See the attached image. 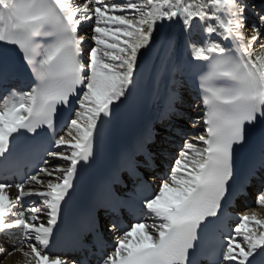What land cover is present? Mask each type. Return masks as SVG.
Wrapping results in <instances>:
<instances>
[{
    "label": "snow or ice",
    "instance_id": "obj_1",
    "mask_svg": "<svg viewBox=\"0 0 264 264\" xmlns=\"http://www.w3.org/2000/svg\"><path fill=\"white\" fill-rule=\"evenodd\" d=\"M129 11L133 15L125 14ZM92 20L95 46L86 53L87 34L78 35V29ZM158 22L162 28L178 22L189 35L199 25L204 34L201 42L188 45L200 67L203 109L192 124L202 125L203 134L184 141L158 191L147 179L139 180L137 202L129 206L137 222L125 226L119 208L102 206L108 231L121 233L114 250L103 251L100 217L90 215L97 264H197V254L207 264H253L250 258L258 250L264 253V216L238 214L227 232L222 219L230 198L264 172V51H254L256 45L264 49V0H0V70L7 72L12 52L18 51L17 71L31 80L27 91L10 85L0 95V162L7 168L21 137L44 133L56 146L41 148L49 159L35 174L18 170L19 182L0 181V237L27 264H84L52 252V242L79 168L94 157L101 126L110 122L117 102L127 99L141 65L159 53L157 44L173 49L170 34L157 37ZM74 98L78 107L67 125L68 138L53 139L58 109L71 106ZM176 103L173 94L169 109L179 119ZM256 136L258 156L250 159L236 189V155ZM154 165L148 153L145 166ZM255 203L264 207V191ZM10 254L0 244V255Z\"/></svg>",
    "mask_w": 264,
    "mask_h": 264
},
{
    "label": "bare ground",
    "instance_id": "obj_2",
    "mask_svg": "<svg viewBox=\"0 0 264 264\" xmlns=\"http://www.w3.org/2000/svg\"><path fill=\"white\" fill-rule=\"evenodd\" d=\"M109 2H111V0H109ZM130 13L132 12L130 11L129 13H126V15H129ZM156 27H157V33H156L157 37L161 36L162 34H170L174 41L173 49L170 51L166 50L165 48H162L158 43L157 48L159 49V53L158 54L154 53L152 58L147 62H145L147 64L153 65L154 69H158L159 64L161 62L162 66L166 69L165 75L167 79L161 89L165 93L167 89L179 85V80H177V78L178 77L181 78V75L183 73L182 67H185L184 65L185 56L186 55L190 56L188 45L192 42H196V43L201 42L204 39V34L202 33L199 25H195L193 27L191 35H189L186 31L182 30V26L178 22L171 24L165 23L164 27H166V29H163L160 23L158 22ZM257 48H260V46L256 45L254 50ZM262 51H264V49H262ZM195 109H197L196 111L197 114L202 113V109H200V107L197 106ZM198 127L200 128V130L203 129L202 125ZM68 131L69 129L67 130V132ZM67 132L64 134L65 138H68L66 135ZM196 133H197L196 135H200L201 131H197ZM196 135H193L192 137ZM192 137H190V139ZM199 146L202 147V145ZM255 213L258 216H264V207L260 209L256 208ZM10 255H8L7 257H0V264H19L18 259L20 256L23 258V260L21 259L20 264H27L26 258L23 257V255L20 252L16 254L11 253Z\"/></svg>",
    "mask_w": 264,
    "mask_h": 264
},
{
    "label": "rangeland",
    "instance_id": "obj_3",
    "mask_svg": "<svg viewBox=\"0 0 264 264\" xmlns=\"http://www.w3.org/2000/svg\"><path fill=\"white\" fill-rule=\"evenodd\" d=\"M129 12H130V11H129ZM129 12H128V13H129ZM129 15H133V13H130Z\"/></svg>",
    "mask_w": 264,
    "mask_h": 264
}]
</instances>
